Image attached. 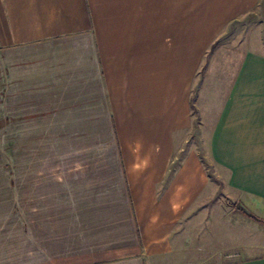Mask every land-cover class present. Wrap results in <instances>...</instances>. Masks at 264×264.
Here are the masks:
<instances>
[{
    "label": "crops",
    "instance_id": "0c3cea01",
    "mask_svg": "<svg viewBox=\"0 0 264 264\" xmlns=\"http://www.w3.org/2000/svg\"><path fill=\"white\" fill-rule=\"evenodd\" d=\"M259 1L0 0V264H264L209 204L264 221V53L208 61Z\"/></svg>",
    "mask_w": 264,
    "mask_h": 264
},
{
    "label": "rangeland",
    "instance_id": "374dc122",
    "mask_svg": "<svg viewBox=\"0 0 264 264\" xmlns=\"http://www.w3.org/2000/svg\"><path fill=\"white\" fill-rule=\"evenodd\" d=\"M38 2L39 8H46L47 2L49 4V0H38ZM57 6L61 7L62 5L57 3ZM39 12L40 15L43 12L45 13V11ZM214 48L217 53H215L214 57L208 58V61H210L209 64L215 66H235L239 54L246 49L264 53V0H260L254 10L232 23L217 39ZM204 65L207 66V63ZM203 134L201 132L193 133V140L199 147L202 144ZM202 159L209 169V174H211L212 167L209 160L203 155ZM212 192H214V196L209 202L212 208L215 207L225 212L230 211L232 259L242 255L245 251L244 247H254L255 244L264 242V221L257 215L255 216L259 220L246 216L242 212L240 204L249 212L252 213V211L239 201L238 196L233 191L225 188L222 181L216 176L214 177V190ZM239 241L240 244L235 247Z\"/></svg>",
    "mask_w": 264,
    "mask_h": 264
},
{
    "label": "trees",
    "instance_id": "16d2710c",
    "mask_svg": "<svg viewBox=\"0 0 264 264\" xmlns=\"http://www.w3.org/2000/svg\"><path fill=\"white\" fill-rule=\"evenodd\" d=\"M240 207H241L242 212H243L246 216H248L249 218L258 219V218H256V216H255L253 213L249 212V211H248L243 205L240 204ZM258 220H259V219H258Z\"/></svg>",
    "mask_w": 264,
    "mask_h": 264
}]
</instances>
